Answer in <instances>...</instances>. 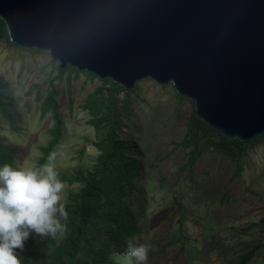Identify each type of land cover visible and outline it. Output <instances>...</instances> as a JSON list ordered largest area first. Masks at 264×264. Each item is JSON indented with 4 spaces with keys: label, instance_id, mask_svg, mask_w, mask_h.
Instances as JSON below:
<instances>
[{
    "label": "rangeland",
    "instance_id": "rangeland-1",
    "mask_svg": "<svg viewBox=\"0 0 264 264\" xmlns=\"http://www.w3.org/2000/svg\"><path fill=\"white\" fill-rule=\"evenodd\" d=\"M52 60L49 52L24 51L0 39V76L10 82L19 126L14 131L4 124L2 133L19 145L21 166L38 168L40 147L49 140L54 124L51 113L42 116L39 93L45 96L52 87L59 88L65 130L55 164L61 179L79 166L83 145H87L83 166L98 154L93 145L96 133L82 103L102 82L72 74L71 103L69 72L61 75L59 63ZM170 84L163 86L151 78L138 81L132 98L134 121L141 130L125 129L139 139L146 165L141 207L146 221L137 240L154 246L148 264H264V137L245 156L240 176L233 177L234 162L216 152L205 153L193 173L181 169L188 149L178 142L187 133L193 104L180 101ZM64 184L63 202L79 186ZM251 250L253 257L244 263L243 255ZM124 260L135 264L134 258Z\"/></svg>",
    "mask_w": 264,
    "mask_h": 264
},
{
    "label": "water",
    "instance_id": "water-1",
    "mask_svg": "<svg viewBox=\"0 0 264 264\" xmlns=\"http://www.w3.org/2000/svg\"><path fill=\"white\" fill-rule=\"evenodd\" d=\"M0 18L62 68L172 83L224 136L264 134V0H0Z\"/></svg>",
    "mask_w": 264,
    "mask_h": 264
},
{
    "label": "trees",
    "instance_id": "trees-1",
    "mask_svg": "<svg viewBox=\"0 0 264 264\" xmlns=\"http://www.w3.org/2000/svg\"><path fill=\"white\" fill-rule=\"evenodd\" d=\"M0 39L24 51L47 53L37 48L25 49L12 42L2 18ZM58 69L61 75L69 72L71 103L74 101L72 74L78 76L83 73L102 82L82 103L89 116L87 122L96 133L93 145L98 154L87 166H83L87 152V145H83L78 150L79 166L61 176L65 182L79 184L78 188L68 192L64 201L69 213L66 236L53 239L33 233L25 241L24 247L17 249L22 251L19 256L23 264H124L127 240L141 236L146 221L141 208L145 201L143 183L146 175L143 152L135 134L125 131L132 127L141 130V125L134 121L132 98L133 93L137 92V83L134 88L126 89L109 77L101 78L71 65L62 68L59 64ZM175 92L180 101L187 100ZM60 94V89L56 87L49 89L45 96L39 93L42 116L51 113L54 124L49 129V140L40 147L38 167L47 162L48 155L55 152L63 139L65 119L61 112ZM191 102L193 111L187 121V133L178 142V145L188 149L187 161L180 168L193 173L205 153L216 152L229 157L235 164L233 177L240 176L245 156L251 147L261 142L264 134L251 141L228 138L200 119L195 103ZM15 105L10 82L0 76V164L9 163L14 167L17 166L20 147L9 142L2 131L4 124H9L14 131L19 129ZM253 253L251 250L243 255L244 263L253 257Z\"/></svg>",
    "mask_w": 264,
    "mask_h": 264
},
{
    "label": "clouds",
    "instance_id": "clouds-1",
    "mask_svg": "<svg viewBox=\"0 0 264 264\" xmlns=\"http://www.w3.org/2000/svg\"><path fill=\"white\" fill-rule=\"evenodd\" d=\"M51 152L38 168L0 164V264H23L17 249L33 234L53 239L66 236L68 210L63 202L65 184ZM154 246L129 238L124 250L135 264H148Z\"/></svg>",
    "mask_w": 264,
    "mask_h": 264
}]
</instances>
